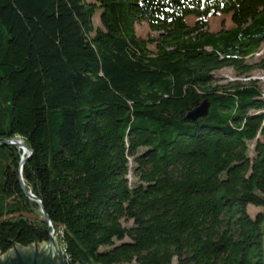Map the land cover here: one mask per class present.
<instances>
[{
  "label": "trees",
  "instance_id": "16d2710c",
  "mask_svg": "<svg viewBox=\"0 0 264 264\" xmlns=\"http://www.w3.org/2000/svg\"><path fill=\"white\" fill-rule=\"evenodd\" d=\"M263 43L264 0H0V255L264 264V84L215 78Z\"/></svg>",
  "mask_w": 264,
  "mask_h": 264
},
{
  "label": "rangeland",
  "instance_id": "374dc122",
  "mask_svg": "<svg viewBox=\"0 0 264 264\" xmlns=\"http://www.w3.org/2000/svg\"><path fill=\"white\" fill-rule=\"evenodd\" d=\"M86 1L89 3H94V0H86ZM187 21L191 25L194 22V18L189 17ZM93 23H94V27H98L100 25L98 11L95 14ZM231 26H232V23H231L230 17L226 15L210 17L208 20V30L212 32H219L221 30H227ZM135 31H136L137 36L140 39L146 40V41L156 36V33L150 31L147 25L144 23L136 24ZM153 46L154 45L152 44H147V47L149 49H152ZM261 59H264V43L261 45L260 49L253 57L245 61L248 65L254 66L253 70L251 71L249 75H241L239 72L235 71L232 68H223V69L218 70L215 73L216 83L218 85H225L230 82H240L242 84H246L248 83L249 80H258L262 84H264V71L260 70L257 66H255V64H258ZM129 180L130 182H133L134 179L132 178V176H129ZM258 212H260V209H256L252 206L248 207V213L251 217H254V215ZM126 225L127 226L130 225V223ZM54 243L56 244L57 248L60 250V247L56 239ZM39 248L42 249L43 246ZM8 254L0 255V258L4 260ZM132 264H135V263H132ZM173 264H176V261Z\"/></svg>",
  "mask_w": 264,
  "mask_h": 264
},
{
  "label": "water",
  "instance_id": "95a60500",
  "mask_svg": "<svg viewBox=\"0 0 264 264\" xmlns=\"http://www.w3.org/2000/svg\"><path fill=\"white\" fill-rule=\"evenodd\" d=\"M208 110L209 104L204 100L186 115V119L195 121L200 118H205L208 115ZM8 144L17 146L23 151V154L27 155L26 159H22V164L31 156V150L23 146L20 140L9 142ZM20 181H22L21 178ZM26 194L32 197L30 193ZM55 239L52 233L49 242L42 249L38 245H34L32 249L13 247L12 251L4 260L0 258V264H71L64 256L61 248L60 250L57 248L54 243Z\"/></svg>",
  "mask_w": 264,
  "mask_h": 264
},
{
  "label": "bare ground",
  "instance_id": "6f19581e",
  "mask_svg": "<svg viewBox=\"0 0 264 264\" xmlns=\"http://www.w3.org/2000/svg\"><path fill=\"white\" fill-rule=\"evenodd\" d=\"M52 250H54V249H52Z\"/></svg>",
  "mask_w": 264,
  "mask_h": 264
}]
</instances>
